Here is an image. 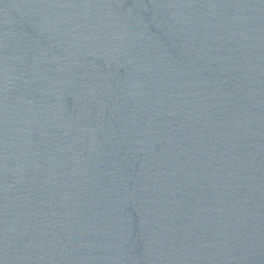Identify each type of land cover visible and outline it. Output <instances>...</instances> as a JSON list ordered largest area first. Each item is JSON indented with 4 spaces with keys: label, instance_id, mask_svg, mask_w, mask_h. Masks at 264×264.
I'll return each mask as SVG.
<instances>
[{
    "label": "water",
    "instance_id": "water-1",
    "mask_svg": "<svg viewBox=\"0 0 264 264\" xmlns=\"http://www.w3.org/2000/svg\"><path fill=\"white\" fill-rule=\"evenodd\" d=\"M0 264H264V0H0Z\"/></svg>",
    "mask_w": 264,
    "mask_h": 264
}]
</instances>
